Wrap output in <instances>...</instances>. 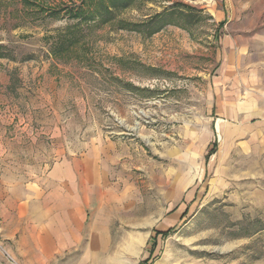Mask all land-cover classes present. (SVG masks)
<instances>
[{"label": "rangeland", "instance_id": "obj_1", "mask_svg": "<svg viewBox=\"0 0 264 264\" xmlns=\"http://www.w3.org/2000/svg\"><path fill=\"white\" fill-rule=\"evenodd\" d=\"M80 1L0 0V176L71 196L39 222L4 210L0 264H264V150L225 135L212 79L264 0H136L107 23L67 18ZM173 4L195 22L129 29Z\"/></svg>", "mask_w": 264, "mask_h": 264}, {"label": "crops", "instance_id": "obj_2", "mask_svg": "<svg viewBox=\"0 0 264 264\" xmlns=\"http://www.w3.org/2000/svg\"><path fill=\"white\" fill-rule=\"evenodd\" d=\"M246 16L240 15L239 30H232L231 25L226 30L228 24H225V34L214 47L217 68L212 79L220 86L223 95L220 94L217 102L220 101L225 117L232 122L225 135L230 133L241 148L255 144V148L264 150V26L262 31L242 26L248 18ZM232 22L233 19L228 21L229 24ZM6 168L9 177L0 176V207L3 209L0 214L11 210L17 215L24 210L34 223L39 222L41 215L57 214L60 208L70 209L71 196L68 193L52 190L41 197L39 191L29 189L31 186L21 185L18 190L17 184H23V181L15 180L17 172L9 171L7 165ZM62 169H53V179Z\"/></svg>", "mask_w": 264, "mask_h": 264}, {"label": "trees", "instance_id": "obj_3", "mask_svg": "<svg viewBox=\"0 0 264 264\" xmlns=\"http://www.w3.org/2000/svg\"><path fill=\"white\" fill-rule=\"evenodd\" d=\"M24 4L30 3V0H22ZM136 0H82L75 8L66 10L67 18L79 20L81 22H91L96 19L100 23H107L114 19V16L127 8H130ZM93 7V8H92ZM189 11L191 8L183 4H173L161 13L145 19L139 24H131V31L141 33L146 37L153 36L162 31L166 26L172 23L182 22L183 24H193V16ZM98 18V19H97ZM70 43H73L71 41ZM70 43L61 45L58 52L64 51ZM2 47H0V50ZM9 56L0 53V58Z\"/></svg>", "mask_w": 264, "mask_h": 264}]
</instances>
